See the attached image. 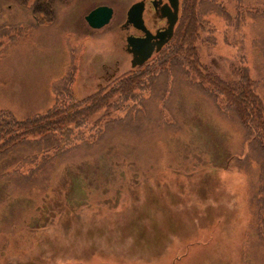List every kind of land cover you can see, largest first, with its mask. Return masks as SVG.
Returning <instances> with one entry per match:
<instances>
[{"label":"rangeland","instance_id":"rangeland-1","mask_svg":"<svg viewBox=\"0 0 264 264\" xmlns=\"http://www.w3.org/2000/svg\"><path fill=\"white\" fill-rule=\"evenodd\" d=\"M30 1L0 2V27H16L2 38L0 110L24 119L51 107L63 78L81 98L130 69L118 25L134 0H70L41 23ZM218 2L195 41L198 64L224 81L245 64L264 104V0ZM100 4L114 12L94 28L84 17ZM174 64L137 108L120 113L136 103L127 100L96 112L104 131L46 161L27 185L0 178V264H264L259 154L221 98L188 85ZM26 155L23 145L4 153L0 174L25 177Z\"/></svg>","mask_w":264,"mask_h":264},{"label":"trees","instance_id":"trees-1","mask_svg":"<svg viewBox=\"0 0 264 264\" xmlns=\"http://www.w3.org/2000/svg\"><path fill=\"white\" fill-rule=\"evenodd\" d=\"M3 0H0V2ZM17 3L27 4L30 0H14ZM215 1L218 0H181L180 14L174 29V35L157 54L148 59L136 68L115 75L107 85L90 94L76 97L64 84V78L54 87L56 97L54 103L46 111L35 115L19 119L8 109L0 110V158L4 153L15 146H26V159L33 165L22 177L12 171L0 174V178H8L15 187V181L20 180V185H27L30 181V173L38 170L46 161L61 153L66 152L82 142H87L89 138H97V133L103 132L104 127L98 126L104 115L94 120V114L103 109L104 106L111 107L117 102L131 100L134 105L120 106L118 111L127 112L142 104V98L147 90L158 81L161 72L169 71L165 69L166 63L177 66V73L189 85L199 86L198 90L206 95L211 94L212 99L217 100L223 106L222 112L234 114L243 137L250 139L253 143L252 150L258 152L259 186L263 206L262 217L259 218L256 228L257 237L264 238V104L258 97L252 85V80L247 73L245 64L233 69L235 77L224 81L208 70L205 65H199L196 40L204 25V15L206 11H213ZM223 1V0H222ZM237 1V0H236ZM70 0H31L30 8L36 18V22L41 23L43 17L51 20L55 13L57 4L65 5ZM222 14L224 6L218 5ZM235 12L238 11L239 3L234 4ZM241 7V6H240ZM244 6L240 11H244ZM249 13L248 11H244ZM12 31L8 33V31ZM16 31L15 26L9 28L0 27V52L3 37H12ZM71 67V65H70ZM70 70V68H69ZM166 83V82H164ZM66 86L60 90L59 87ZM108 88L109 90L105 91ZM60 90V91H59ZM137 91V92H136ZM118 93L117 98L112 103L108 102L111 94ZM208 93V94H207ZM218 103V102H217ZM119 105L116 104V107ZM115 109V108H114ZM108 114V113H107ZM113 120V119H111ZM107 119L104 126L109 123ZM95 129L97 133L92 136ZM88 133L89 137L86 138ZM90 141V140H89ZM17 172V171H15ZM28 180V181H27ZM260 208V207H259ZM260 216V215H259Z\"/></svg>","mask_w":264,"mask_h":264},{"label":"flooded vegetation","instance_id":"flooded-vegetation-1","mask_svg":"<svg viewBox=\"0 0 264 264\" xmlns=\"http://www.w3.org/2000/svg\"><path fill=\"white\" fill-rule=\"evenodd\" d=\"M173 1L174 0H134L128 5V7L126 8V12H125V15L123 17L122 23L120 25H118V28L125 35V44H124L125 46L123 47V49L128 54V56L130 57L129 58V67L131 65V60H132L133 56H132V52L129 51L131 47H128V45L126 43V38L128 36H131L134 38H136V37L145 38L148 36L147 42L152 43V42L158 41L159 37H160V36H158L159 33L166 31L169 28V24L172 21L171 20L172 16L176 12V8L174 6ZM134 2H142L141 18L143 21V28L136 27L131 22H126L128 8L132 4H134ZM180 2H181V0H178V5H177L178 10H177L176 20L178 19V16L180 14ZM177 22H178V20L175 22V24L172 28V31H173L172 35L161 46V48L165 44H167V42L170 41V39L174 35V32H175L174 29H175ZM148 32H149V34L147 35ZM155 48H156V45H154V49L151 53V57H153L154 54H157L159 52V51H156ZM112 75H114V74H112ZM108 76L107 75H105V76L101 75L100 77L107 79ZM97 86L101 88L103 86V84L97 83Z\"/></svg>","mask_w":264,"mask_h":264},{"label":"water","instance_id":"water-1","mask_svg":"<svg viewBox=\"0 0 264 264\" xmlns=\"http://www.w3.org/2000/svg\"><path fill=\"white\" fill-rule=\"evenodd\" d=\"M174 6L176 8V12L172 16V21L169 24V28L166 31H163L159 33L158 36L159 40L156 42H147V37L145 38H134L131 36H128L126 38V43L128 47H131L129 51L132 52V60H131V67H135L137 65H140L148 60V58L151 56V53L154 49V45H156L155 50L158 51L161 46L170 38L172 35V28L177 21V5L178 0L173 1ZM142 2H134L129 8L127 12V18L126 22L133 23L134 26L143 28V21L141 18L142 14ZM113 14L112 7H109L107 5L96 6L88 11V13L85 15V21L88 23L91 27L94 28H101V26L107 24L109 20L111 19ZM149 32L147 33V35Z\"/></svg>","mask_w":264,"mask_h":264}]
</instances>
